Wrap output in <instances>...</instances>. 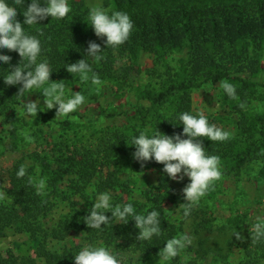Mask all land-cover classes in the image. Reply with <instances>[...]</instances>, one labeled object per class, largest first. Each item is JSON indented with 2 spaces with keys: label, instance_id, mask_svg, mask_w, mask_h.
<instances>
[{
  "label": "rangeland",
  "instance_id": "rangeland-1",
  "mask_svg": "<svg viewBox=\"0 0 264 264\" xmlns=\"http://www.w3.org/2000/svg\"><path fill=\"white\" fill-rule=\"evenodd\" d=\"M97 4L108 10L109 15L119 11L114 0H68L72 10L65 20L83 34L88 46L90 41L101 45L104 49L101 55L109 56L113 62L116 72L114 78H104L97 70H93L103 82L99 86V92L91 79L83 82L79 76L72 81L64 78L53 81L65 84V100L72 98L77 91L85 96V104L66 117L56 118V108L47 109L42 92L36 89L27 92L14 111L0 114V191L5 192V188L9 186L8 171L18 160L22 159L27 166H34L36 184L41 179L45 181L42 194L50 199L44 219V227L48 231L70 211V203L65 200L62 192L67 187L68 176L64 174L54 185L48 182L53 181L52 177H57L59 167H67L68 163L63 159L74 152L87 149L94 159L106 163L99 164V169H112L115 167L112 163L115 162L120 169L119 175L132 180L137 195L143 182L156 180L163 169L154 166L143 169L132 167L136 149H131L130 141L124 146L119 143L120 147H116L114 131L125 132L128 136L132 133H137L138 136L145 133L149 138L158 132L168 136L178 134L168 112L173 100L163 103L155 113L150 101L142 96L141 91L145 84L149 89L158 92L163 90L159 74L165 70L170 76L183 73L188 48L177 45L161 58L153 52L137 47L130 49L124 44L116 49L107 48L105 42L95 35L88 20L91 7ZM237 47L244 53L256 52L255 57H258L257 73L244 75L252 81V89L255 91L249 102H243L239 98L233 101L225 98L220 85L227 79L203 81L190 87L192 112L197 116L203 112L210 124L231 133V138L227 141L212 142L220 149L217 156L221 161L222 178L215 182L214 189L201 198L198 205L191 208L187 217L184 215V205L187 202L182 190L190 183L188 177L179 182L172 180L179 197L178 203L164 202L166 218L176 226L177 237L186 234L193 240L190 246L181 251L183 260L195 259L199 264H237L244 256L242 245L247 242V231L257 222L258 216L264 217V47L258 46L249 36L242 38ZM97 67L102 68V65L98 63ZM93 73H89V76ZM37 99L40 100L41 111L34 118L26 114L24 105ZM241 103L245 104V108L239 106ZM239 123L251 128L248 132H241ZM182 138L187 139L186 136ZM199 139L203 141V145L209 140ZM125 149H129L128 154ZM246 150L251 155L258 156L241 160L243 151ZM107 158L111 159L110 166ZM46 160L50 162L51 172L44 171ZM95 190L96 185L92 183L88 192L93 195ZM203 223L208 226L230 223V227L224 232L216 231L211 235L201 228ZM239 224L244 229L243 232L241 230L242 241L236 240L233 235ZM205 237H209L204 245L205 251L199 252L200 241ZM85 246L105 247L116 256L120 264H146L139 253L123 250L120 246H106L103 240L92 239L85 231L71 230L62 240L49 238L47 241L48 249L61 252L67 248L74 257ZM0 252L3 257H8L9 254L17 258L31 256L37 259L38 264H45L44 259L36 254V244L16 224L4 228L0 234ZM72 262L75 264V259ZM164 262L156 257L149 259L147 264Z\"/></svg>",
  "mask_w": 264,
  "mask_h": 264
},
{
  "label": "trees",
  "instance_id": "trees-1",
  "mask_svg": "<svg viewBox=\"0 0 264 264\" xmlns=\"http://www.w3.org/2000/svg\"><path fill=\"white\" fill-rule=\"evenodd\" d=\"M114 1L119 7V11L127 13L134 24L130 38L124 43L125 46L130 49L137 47L153 52L158 58L164 57L177 45H185L188 48L183 73L170 76L165 70L159 74V78L163 82V90L158 92L149 89L145 84L141 91L142 96L150 101L151 109L155 113L163 103L173 100L168 112L176 133H183V124L179 120L182 113L188 112L197 116L191 110L190 87L195 83L227 79L235 86L237 96L241 101L249 102L254 97L253 83L244 75L257 73L258 57H255L256 52L247 51L244 53L238 50L237 45L242 38L249 36L258 46L264 47V0L233 2L216 0L207 2H191L190 0ZM6 2L10 6H15L14 0H6ZM31 2L32 0H24L22 6H16L17 19L22 25L25 19L23 11ZM40 2L41 6H46V0H40ZM23 26L26 34L35 36L41 43L42 51L37 63L47 61L52 71L49 82L57 81L60 78L69 81L77 78L78 75L69 73L66 67L81 59H85L92 70H97L100 76L114 78L116 72L110 57H103L97 62L88 56V44L85 42L83 34L72 24H67L65 18L48 17L39 24ZM100 40L105 41L106 37L100 38ZM0 54L12 57L11 65L0 61V114H2L10 110L14 111L27 92L18 95L21 85L8 86L4 83V77L11 72V67L18 66L22 58L17 52L7 49L0 50ZM23 63L26 61L22 62L21 66ZM98 63L102 65V68L97 67ZM225 98L235 100L229 98L226 93ZM238 128L241 132H248L251 127L239 123ZM114 132L116 147H120L119 143L122 146L126 145L127 141L132 143L133 138L138 137L137 133L128 136L129 134L125 132L118 130ZM204 147L206 155L220 154V149L211 140H207ZM131 149L136 148L132 145ZM128 150L125 149L126 154L129 153ZM248 151H243L244 155L241 160L258 156V154L251 155V152ZM63 160L68 163L67 167H59L57 177H52L53 181L48 182L54 185L58 178H63L64 174L68 176L67 187L62 192H64L65 200L70 203V211L55 224L51 231L44 227L50 199L43 194H37L34 166H27L21 159L8 171L9 186L5 188V198L0 200V234L4 228L16 224L36 244V254L44 259L45 264H73L74 256L69 249L65 248L59 252L47 248L49 238L62 240L71 230L85 231L92 239L103 240L106 246H120L123 250L137 252L146 264L149 259L159 257L158 253L166 246L168 239L177 237L176 226L166 218L164 202L171 201L177 204L179 197L177 191L174 190L172 179L163 171L156 180L144 181L136 195L134 183L131 179L119 175L120 169L116 167L115 162L112 163L115 166L112 169L111 167H108L107 171L99 169V164L106 165V163L94 159L87 149L74 152ZM108 160L107 164L110 166L111 159ZM21 165L26 167L24 178H18L16 175ZM44 166L45 172H51L49 161L46 160ZM131 166L137 169L149 166L161 168V170L164 168L163 164L155 162L154 159L146 162L143 168L140 162L132 160ZM29 178L32 183H29ZM92 183L96 185L93 195L88 192ZM102 193L110 194L113 208L117 205L131 203L136 214L139 215L146 216L151 211L159 212L161 234L153 236L151 240L138 241L136 237L139 229L135 227V221L131 220L132 217L128 218L129 222L126 225L112 221L107 226L102 225L101 229H90L84 222V217L89 215L91 207ZM106 215L111 217L112 213L107 212ZM229 224L208 226L203 223L201 228L206 229L212 235L216 231H226L230 227ZM236 229L241 232L242 225L239 224ZM247 232V242L242 245L244 256L237 264H264V242L252 243L249 230ZM208 240L209 237L201 239L199 252L205 251L204 245ZM0 262L1 264H38L37 259L31 256L17 258L13 254H9L8 257H3L1 252ZM162 264L199 263L195 259L183 260L182 255L179 254Z\"/></svg>",
  "mask_w": 264,
  "mask_h": 264
},
{
  "label": "clouds",
  "instance_id": "clouds-1",
  "mask_svg": "<svg viewBox=\"0 0 264 264\" xmlns=\"http://www.w3.org/2000/svg\"><path fill=\"white\" fill-rule=\"evenodd\" d=\"M24 0H14L15 6H10L6 0H0V50L7 49L17 52L22 58L18 66L11 67V72L4 77V83L8 86L21 85L18 95L31 92L33 89L40 90L45 100L47 109L56 108V118L66 117L76 112L85 104V96L77 91L75 95L65 100V84L63 82H52L50 77L52 71L47 61L37 63L41 54V43L35 36L25 33L23 25L32 26L39 24L48 17L53 19H64L71 12L68 0H46V6H41L40 0H32L31 4L23 11L25 17L22 23L17 19L18 10L16 6H22ZM90 26L94 29L95 35L104 41L107 48L116 49L123 45L131 36L134 24L130 16L122 11H115L109 15L102 5L92 6L88 15ZM104 51L101 45L90 41L87 55L99 62L103 59L101 53ZM12 57L0 54V61L11 65ZM23 66H21L22 62ZM67 71L79 76L80 80L87 82L91 79L99 92L100 85L103 83L99 76L93 73L92 67L85 59L67 65ZM89 73H93L91 77ZM48 85L44 87V85ZM220 87L231 99H238L236 88L231 83L224 81ZM58 106V107H57ZM242 109L245 104L239 105ZM24 111L27 115L36 118L40 112V100L25 103ZM183 124V133L174 136L161 135L159 132L149 138L145 133L134 137L132 145L136 151L133 159L140 162L141 167L145 163L152 161L163 164V172L174 181H183L185 177L190 179L182 192L187 202L184 215L187 217L193 206L199 204L201 198L214 189L215 182L222 178L220 170V157L217 155H206L203 141L199 138H207L212 142H223L231 138V133L210 124L203 112L199 116H193L184 112L179 116ZM186 136L187 139H183ZM31 139V137H28ZM18 178H24L26 167L21 165L16 173ZM29 183H32L29 178ZM37 194L43 193L45 181L41 179L35 185ZM6 193L0 191V200H3ZM109 193H102L97 197L95 204L91 207L89 215L84 217V222L90 229H101L102 225L107 226L112 221L120 224H127L129 217L135 221V227L139 229L138 241L151 240L153 236L161 234L160 213L151 211L149 214L139 215L131 203L117 205L113 208ZM111 212L112 216L106 215ZM256 223L249 228L252 243L264 242V217H257ZM236 240H243L240 231L233 233ZM190 236L184 234L179 237L168 239L158 253L161 261H170L177 257L182 250L192 244ZM75 264H120L115 255L110 253L105 247L85 246L74 257Z\"/></svg>",
  "mask_w": 264,
  "mask_h": 264
}]
</instances>
